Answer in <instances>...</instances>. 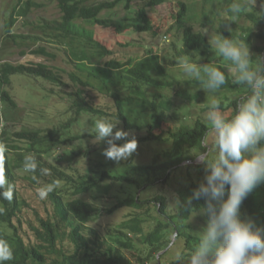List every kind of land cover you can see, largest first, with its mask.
Listing matches in <instances>:
<instances>
[{
	"label": "trees",
	"instance_id": "16d2710c",
	"mask_svg": "<svg viewBox=\"0 0 264 264\" xmlns=\"http://www.w3.org/2000/svg\"><path fill=\"white\" fill-rule=\"evenodd\" d=\"M49 1L57 9L56 16H43L34 28L45 40L29 53L23 52L42 61L15 64L0 57V142L9 149L4 172L15 186L11 202L0 198V208L4 209L0 214V238L9 242L14 253V259L5 264H135L128 253L140 247H146L149 258L166 264L164 259L172 244L170 234L184 242L183 259L174 264H186L201 233L193 218L202 216L204 224L207 221V216L199 212L205 206L204 199L192 200L188 208L179 206L176 213L168 214L164 196L143 199L140 192L167 186L176 172L189 176L193 173V181L181 195L184 202L206 182V166L194 164L198 161L196 155L208 150L202 149L201 141L207 139L210 143L211 124L203 115L209 105L197 115H192L189 107L179 114L176 101L191 104L200 98V93L181 85L200 86L199 83L193 78L181 80L166 58L152 50L141 51L132 40L124 38L162 31L165 26L154 18L155 10L169 0H143L141 6L135 0ZM231 3L232 0L221 1L223 15L217 16V35L232 36L249 45L256 36L255 29H264V17L257 13L261 7L237 17L251 26L242 27L240 34L229 33L224 22L230 18ZM118 6H124L128 14L113 17L110 12ZM178 6L172 16L174 24L167 31V35L175 31L182 43L180 50L173 46L180 51L178 59L200 58L201 66H218L226 72L227 83L217 92L235 95L229 98L224 94L219 102L225 115L231 116L247 89L233 83L228 60L220 55L214 57L212 41L194 27L189 4L179 2ZM44 7V2L17 0L6 13L3 41L17 43L18 38L26 39L15 34L14 28L21 20L23 26L34 25L30 20ZM81 22L92 28L83 27ZM256 37L261 38L258 34ZM251 54L255 65L258 57L264 58V46L252 48ZM17 77L41 81L49 94L62 96L63 113L47 122L43 116L28 120L16 128L7 120L4 106H17L12 94ZM84 116L118 120V127L132 132L137 139L136 152L119 164L98 162L95 157L103 155L107 144L94 143L93 131L77 132ZM142 149L148 151L151 161L143 160V152H139ZM60 151L63 152L57 155ZM28 153L36 156L40 168L48 169L47 175L37 171L39 184L32 179V173L23 169V158ZM82 159H90L87 168H79ZM46 184H55V188L41 200L36 190ZM105 198H111L113 204L102 208L100 201ZM122 208L134 212L105 230L98 226L102 217L112 216ZM240 213L241 219L251 218L257 226L264 227V183L247 196Z\"/></svg>",
	"mask_w": 264,
	"mask_h": 264
},
{
	"label": "clouds",
	"instance_id": "9594fccd",
	"mask_svg": "<svg viewBox=\"0 0 264 264\" xmlns=\"http://www.w3.org/2000/svg\"><path fill=\"white\" fill-rule=\"evenodd\" d=\"M256 4L257 0H232L228 7L230 18L224 22L226 30L232 32L227 22L255 9ZM257 13L264 17V0ZM212 44L219 55L231 63L233 83L245 87L247 94L240 98L231 116L225 115L218 101L208 107L206 119L211 124L215 152L210 159L212 148L205 139L201 141L202 149L208 150L196 155L198 162L208 171L206 182L194 189L186 201L176 199L182 208H188L192 200L202 198L205 201L199 212L207 216V221L186 264H264V227L257 226L251 218L241 219L240 213L243 201L264 183V58L258 57L259 62L254 65L249 45L245 41L237 42L232 36L219 34ZM181 68L208 92L215 93L227 83L226 72L218 66H200L184 59ZM119 123L118 120L99 119L92 135L94 143L107 144L102 154L117 164L129 160L138 147L134 134L118 127ZM84 132L88 133L87 130ZM118 141L123 143L118 144ZM8 151L7 145L0 142V198L11 202L15 186L9 183L4 172ZM23 169L32 173V179L38 184L37 171L40 175L48 173V169L39 167L32 153L24 156ZM54 188L55 184L38 187V198L46 199ZM3 212L4 209L0 208V214ZM13 259L12 246L0 238V264ZM176 259H183L179 251Z\"/></svg>",
	"mask_w": 264,
	"mask_h": 264
},
{
	"label": "rangeland",
	"instance_id": "374dc122",
	"mask_svg": "<svg viewBox=\"0 0 264 264\" xmlns=\"http://www.w3.org/2000/svg\"><path fill=\"white\" fill-rule=\"evenodd\" d=\"M38 2H44L45 7L41 8L42 10L40 12H37L33 18L31 19V22H34V25L31 26V23H29V26H23L24 20L18 21V25L14 28V33L18 35H24L27 37L26 39H17V43L13 42H4L3 41V33H4V24H5V18L6 13L11 11V8L17 3V0H0V57L3 61L11 62V63H25L27 61L32 62H40L41 59H35L31 56L23 55V52L29 53L30 50H33L37 48L39 45L43 43V40H45V36L43 34H37V31L35 26H37V21L42 18L43 16H56L57 9L54 7L53 3H51L49 0H36ZM96 2H113L115 0H95ZM221 1L222 0H169L165 5L158 7L155 10V16L154 18L160 22L158 24H162L165 26L162 31H160L157 35H154L152 33H143V34H129L125 35L124 38L128 40H132V42L139 46L141 51L146 50H152L153 52H156L162 58H166L167 62L170 66H172V69L176 71V74L178 77L185 81L189 80L192 77L187 76L182 68H181V61L184 59L189 58H182L178 59V53L182 48V43L179 41L178 34H176L175 31L170 32V34L167 35V31H169L170 27L174 24V20L172 16L178 12V5L179 2H185L189 4L190 6V12L192 14L194 23V27L198 31H204L205 35L209 38V40H213L217 36L216 29L220 26L219 20L217 19V16L220 17L223 15L221 11ZM138 6H141L143 3V0H135L134 1ZM135 3H132L133 7H137ZM259 8L261 7L259 4V0H257L256 4ZM47 7V8H46ZM46 8V9H45ZM220 12V14H219ZM113 17L115 18H122L126 16L128 13L125 10L124 6H118L116 7L112 12ZM230 25L232 32L229 33H235L237 34L241 33L242 27H248L251 26L249 22L243 19H237L231 20V22H228ZM21 25L23 27H21ZM81 25L87 29H91L92 26L88 23L81 22ZM224 28L226 30V27L224 25ZM254 34L257 36L260 35V37L254 36L251 39V43L249 44V50L250 53L252 52V48L254 49L257 46H264V29L262 26L257 27L255 29ZM229 37V36H227ZM40 38V39H39ZM241 42V41H237ZM175 46L177 49H174ZM215 49V48H214ZM214 57H218L219 53L215 50ZM213 57V58H214ZM191 61L198 63L200 66L202 65V60L200 58H194L190 59ZM223 60H227L224 58ZM228 62V61H227ZM41 81H35L33 79H28L25 77H17L14 80L13 84V96L15 97L17 101L16 107H10L8 104L4 106L5 109V115L7 117V120H9L10 123L16 125V128L21 127L22 124L26 123V121H34L38 117L41 118L43 116L45 119L44 122H47L48 120H51L53 116H58L64 111L63 103L61 102L62 99H60L62 96H58L57 93H55L56 96L49 94L41 85ZM182 88H188L187 90H190L193 93H200V98L197 100V102L193 103H185L181 101H176V107L178 109V113L182 114L187 107H189V112L192 115H197L201 113V109H205L207 105H210L213 101H221V97L228 96L229 98H233L235 95L231 92H225V93H219V92H208L206 90H203L201 86H188L186 84L181 85ZM206 117V113L203 114ZM97 121V119L90 118V116H84L81 121V125L78 126L77 132L82 133L84 130H87L88 132H92L94 128V124ZM58 122V121H56ZM87 133V132H84ZM209 144H211L212 151L210 159L213 157L215 149L213 146V133L211 134ZM89 143V141H88ZM87 144V143H86ZM64 151V150H63ZM60 151L58 154H60ZM139 152H143L142 158L146 161H151V158L149 157V153L147 150H139ZM209 153V155H210ZM55 157V156H53ZM95 159L98 162H103L104 164H113L114 162L106 159L104 155ZM90 159H82V161L79 164L80 169L87 168L89 165ZM202 164L200 162H196L194 165ZM119 171H122V169H119ZM185 173L176 172L174 173L171 181L167 186L161 187L158 186L156 188L149 189L144 192H140V196L143 199H150L154 200L156 196H164L166 198V210L168 211V214H174L177 212L179 205L176 202V199L178 198L182 202L181 195L182 193L185 194V190L190 185L191 181H193V173H190V176ZM187 198V197H186ZM111 198H105L100 201V206L102 208H106L108 206H111L113 203ZM156 202H154L155 204ZM154 207H156L154 205ZM159 207V205H158ZM133 209L131 208H122L119 209L118 212L112 216H106L102 217L98 221V226H100L102 229L105 230L109 225H115L121 223L123 220L126 219L127 216H129L131 213H133ZM146 212V211H144ZM154 224V223H153ZM193 224L197 225L202 229L205 224L203 222L202 216H198L196 218H193ZM170 239L172 240L173 247H169V253L165 257L164 261L166 264H174V261L176 259V253L179 251L180 253L183 251L184 248V242L182 240H179L178 236L176 234H170ZM140 250H134L128 253V256L131 258L132 262L135 264H159L154 259H151L148 257V252L145 249L146 247H140ZM164 252H161L163 254ZM141 261V262H140Z\"/></svg>",
	"mask_w": 264,
	"mask_h": 264
}]
</instances>
